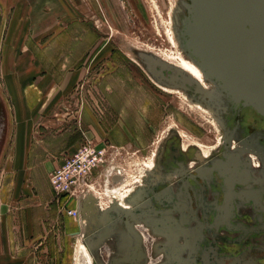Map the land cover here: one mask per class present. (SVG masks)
<instances>
[{"label":"rangeland","instance_id":"1","mask_svg":"<svg viewBox=\"0 0 264 264\" xmlns=\"http://www.w3.org/2000/svg\"><path fill=\"white\" fill-rule=\"evenodd\" d=\"M5 1L8 21L0 33V87L5 93L0 96V253L10 251L16 260L5 255L3 262L95 264V259L108 260L113 254L112 240L95 244L94 234L100 231L92 223L93 217L119 205L115 190L131 183L134 175L150 171L152 157L164 138L178 130L181 144H195L215 154L225 137L212 107L204 105L209 112H203L195 107L194 100L164 92L140 57L159 58L155 54L173 48L171 35L177 32L185 1ZM42 10L52 15V35L48 30H38V22L35 28L29 27L30 13ZM51 38L52 42L45 45ZM26 41L29 45L38 43L42 63L37 62L36 68L41 87L50 86L44 79L46 70L60 78L54 93L49 95L50 90H46L34 111L28 110L25 97L17 95L10 85L13 76L9 73H17L21 66L23 69L25 57L31 55ZM25 74L26 69L19 75ZM23 119L32 128L28 130L31 134L35 127L44 133L43 125L50 120L69 124L78 131L81 144L91 139L106 147L114 160L76 192L88 198L86 209L93 207L89 217L82 216L81 227L67 214L74 208L73 200L56 199L51 187L50 174L56 164L47 161L36 170L42 174L33 177L32 169L18 156L28 155L15 136ZM29 137L32 135H28V142ZM113 167L120 169L123 177L108 182L106 169ZM144 231L151 249L153 237ZM160 259L150 253L148 264H157Z\"/></svg>","mask_w":264,"mask_h":264},{"label":"flooded vegetation","instance_id":"2","mask_svg":"<svg viewBox=\"0 0 264 264\" xmlns=\"http://www.w3.org/2000/svg\"><path fill=\"white\" fill-rule=\"evenodd\" d=\"M170 79L160 84L214 109L225 129L220 150L183 145L178 130L169 133L152 157L155 169L128 199L130 208H107L133 214L102 218L104 209L93 217L97 231L109 227L101 244L112 240L113 252L95 264H148L150 253L162 257L157 264H264V113L235 108L220 92L207 96L193 80ZM144 229L156 238L151 249Z\"/></svg>","mask_w":264,"mask_h":264},{"label":"water","instance_id":"3","mask_svg":"<svg viewBox=\"0 0 264 264\" xmlns=\"http://www.w3.org/2000/svg\"><path fill=\"white\" fill-rule=\"evenodd\" d=\"M184 1L187 4L177 20L183 51L216 85L225 102L235 108L251 106L264 113V0ZM140 57L159 83L164 76L171 82L178 77L192 80L160 58L144 54ZM114 214L129 217L133 212L110 208L102 218ZM109 233V227H105L96 235V244Z\"/></svg>","mask_w":264,"mask_h":264},{"label":"crops","instance_id":"4","mask_svg":"<svg viewBox=\"0 0 264 264\" xmlns=\"http://www.w3.org/2000/svg\"><path fill=\"white\" fill-rule=\"evenodd\" d=\"M4 2L6 1L4 0ZM6 4L7 2L3 3L1 0L0 2V33L2 31L3 25H5L6 27V24L8 21L7 19L8 12L5 7ZM32 6L31 4L29 5L28 7V9L30 10L29 12L33 11L31 9ZM32 13H30L31 15L29 16L30 17L29 27L32 26L35 28L38 22L37 24L39 26L38 30L40 31L48 30L50 32V35H52L53 33L52 15L45 13L43 10L39 14H36V13L32 14ZM52 40L53 38H51L48 42L46 41L44 44L46 45L47 43H51ZM57 42H59L58 39H57ZM25 43L27 44V41ZM37 44L36 43L34 45L27 44L28 51L31 53V55H28L27 57H25L26 60L23 61V64H25V67L22 69V66H21V68L18 69L17 73L15 72L14 74L9 73V75L13 76L12 82L10 83L11 87L16 90L17 95L22 94L25 97L26 106L29 111H34V109L37 108V106L40 104L39 101L42 100L41 98L45 95L46 90H50L49 95H52L54 93L55 91L54 86L55 85L57 86L58 80L60 79L57 77V75H55L54 72L46 70L44 79L48 81V85H50L49 86L50 88L48 87V89H45L44 86L41 87V85L39 84L36 64L37 62L41 64L42 61L40 60L37 54V46H38ZM25 69L27 70L28 75L25 74V76L21 77L22 75H19V74L21 72H25ZM3 94L5 93L3 92V89H1L0 96L2 98H3ZM23 121L24 119L22 120V122H20L18 126V132H16L15 136L18 137L19 144L21 145L24 144V147H23L24 153H27L26 151L28 150V155H18V156L21 158L22 161L24 160L23 163H26V167L28 166V168L30 167L32 169L31 175H33V177H36L37 175L42 174V172L36 171L39 167H41L42 164L46 166L47 161L49 162L51 161L52 164H56V168H57L66 157L72 155L83 144V143L81 144L80 142L81 139L79 137L78 131H75L74 127L71 128V125L69 124L61 125L58 123L57 120L56 121L50 120L48 121L46 125H43L44 130L46 129L44 133L39 132L35 127V129L33 130L31 134L30 131L32 130V128L30 129L29 125L24 124ZM41 134H44L43 137L41 136ZM28 135L29 136L32 135V139L31 137H29V142H28ZM28 143L29 145L31 144V146H28ZM38 153H40L41 155H38ZM38 160L43 161V162L37 163ZM30 161L31 162L33 161V163L30 164ZM86 200H88V198L84 200V203L81 209V210L83 209L85 210L84 213L82 212V215L84 216V218L89 217V213L92 210V209H89V210L86 209V206H85ZM90 207L92 206L90 205ZM4 252L0 253V257H2V259L0 260L2 262H0V264H12V263L14 264L13 261L12 263L3 262L5 260L3 259L5 255L11 256L12 260H16L15 256L12 255L10 251H8V254Z\"/></svg>","mask_w":264,"mask_h":264},{"label":"built area","instance_id":"5","mask_svg":"<svg viewBox=\"0 0 264 264\" xmlns=\"http://www.w3.org/2000/svg\"><path fill=\"white\" fill-rule=\"evenodd\" d=\"M109 151L91 139H87L72 155L66 157L50 174V184L56 199H72L74 208L67 214L81 227L83 224L82 206L86 197L77 196L78 188L99 169L108 168L113 164ZM113 155V154H111ZM106 180L122 179L120 169H106ZM83 216V218H82Z\"/></svg>","mask_w":264,"mask_h":264},{"label":"bare ground","instance_id":"6","mask_svg":"<svg viewBox=\"0 0 264 264\" xmlns=\"http://www.w3.org/2000/svg\"><path fill=\"white\" fill-rule=\"evenodd\" d=\"M187 2L185 1V5ZM184 5V6H185ZM171 42H172V49L169 50L167 53H163L162 55L155 54L157 57H159L162 61H164L169 66L173 67L174 69L180 71L184 75L191 78L199 92L209 96L212 94L219 93V90L217 89L216 85L212 83L204 74L202 69L196 65L189 57L188 55L183 51V49L180 46L178 34L176 31H174L171 35ZM152 51V50H151ZM153 78V77H152ZM154 79V78H153ZM157 82V81H156ZM158 83V82H157ZM161 87V89L164 92L170 93V94H178L181 95L185 100L191 102V97L184 91H181L180 89H173L170 87H167L166 85L158 83ZM195 107L202 110L203 112H209L204 105L201 103L195 102ZM192 102V103H193ZM149 163V162H148ZM254 163L257 167H260V163L258 160H255ZM147 164V163H146ZM255 166V167H256ZM155 161L154 159L150 162V169H155ZM260 169V168H259ZM145 177L146 175L142 176H133V179L131 183H128L124 188L115 190L118 195V204L124 208L129 209L130 205L128 204V199L133 195L137 190L141 189L145 185ZM82 247H84V244H82Z\"/></svg>","mask_w":264,"mask_h":264}]
</instances>
